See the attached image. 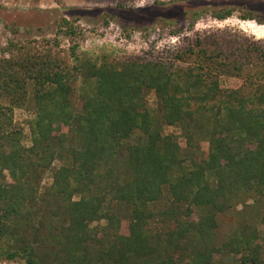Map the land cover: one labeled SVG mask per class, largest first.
<instances>
[{
  "label": "trees",
  "instance_id": "obj_1",
  "mask_svg": "<svg viewBox=\"0 0 264 264\" xmlns=\"http://www.w3.org/2000/svg\"><path fill=\"white\" fill-rule=\"evenodd\" d=\"M178 1L188 0L156 3ZM233 10L208 15L223 20ZM239 17L264 24L250 10ZM73 33L61 19L55 34ZM31 42L0 47V262L264 264V213L261 228L242 223L219 243L215 232L233 198L264 195V40L216 28L119 63L74 44L68 60L47 41ZM222 76L240 86L221 88ZM148 92L157 113L145 105ZM28 102L24 146L12 114ZM165 126L180 130L183 151ZM96 221L105 223L90 228Z\"/></svg>",
  "mask_w": 264,
  "mask_h": 264
},
{
  "label": "rangeland",
  "instance_id": "obj_2",
  "mask_svg": "<svg viewBox=\"0 0 264 264\" xmlns=\"http://www.w3.org/2000/svg\"><path fill=\"white\" fill-rule=\"evenodd\" d=\"M156 1L166 0H137L121 9L115 8V0H0V47H3L8 39H13L16 42L29 40L32 41L29 44L34 48L43 49L41 45L47 41L51 50L69 60L66 50L74 44L77 45V53L89 54L96 58L106 56L109 62L119 63L131 55H155L173 48L181 37L216 28L240 31L253 39L264 40V24L239 17L245 9L252 11L254 16L262 20L264 0H188L165 4H157ZM222 6L232 7V15L223 20L208 15L210 10ZM194 12L201 14L193 27L188 29V17ZM103 17L106 18V23L102 21ZM61 19L69 22L74 31L72 35L55 34ZM175 28L178 33H169ZM54 39L58 43L57 47L53 45ZM219 80L221 88L240 86V81L235 78L222 76ZM79 84L78 77L74 81L75 88ZM144 99L148 109L156 112V97L148 92ZM70 100L72 105L79 107L81 101L76 97L74 89ZM32 112L33 105L28 102L24 107L14 109L12 114L14 125L22 130L21 144L24 146L30 145L26 119ZM162 134H171L180 149H185L184 138L179 129L165 126L162 128ZM195 135L198 142L193 146V153L202 157L206 144L201 140V135ZM56 164L57 161H54L53 165ZM42 181H49L46 173ZM162 201L164 202L163 199ZM232 201L228 211L216 216L215 232L218 243L242 223L257 222V226L261 228L258 221L264 213V195L246 193L233 198ZM104 223L92 222L89 227L98 228Z\"/></svg>",
  "mask_w": 264,
  "mask_h": 264
}]
</instances>
